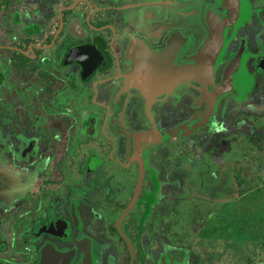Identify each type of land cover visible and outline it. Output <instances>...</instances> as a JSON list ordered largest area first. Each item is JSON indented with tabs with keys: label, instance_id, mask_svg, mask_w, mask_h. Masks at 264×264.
<instances>
[{
	"label": "flooded vegetation",
	"instance_id": "1",
	"mask_svg": "<svg viewBox=\"0 0 264 264\" xmlns=\"http://www.w3.org/2000/svg\"><path fill=\"white\" fill-rule=\"evenodd\" d=\"M246 141L264 0H0V264H211Z\"/></svg>",
	"mask_w": 264,
	"mask_h": 264
},
{
	"label": "rangeland",
	"instance_id": "2",
	"mask_svg": "<svg viewBox=\"0 0 264 264\" xmlns=\"http://www.w3.org/2000/svg\"><path fill=\"white\" fill-rule=\"evenodd\" d=\"M246 150H249L251 157L245 162L246 184L243 190L229 189L224 196L219 199L223 205L207 204L203 212L207 209L212 211L217 218L228 216L227 224L230 229L236 232L235 237L223 232H214L209 235L206 226L213 224V230L224 231V223L219 222H196V246L203 259L211 264H264V237L261 243L259 239L264 235V142L260 147L251 146L245 142ZM261 164L263 167L255 178L254 169ZM238 191V193H237ZM245 192L244 195H241ZM183 207L189 209V216L185 219L188 225L192 217L196 214L194 200L182 201ZM227 205V208L224 206ZM212 209V210H211ZM224 222V221H223ZM223 226H216L217 224ZM195 224V222H194ZM191 225V224H190ZM193 226V227H194ZM204 257H207L208 260Z\"/></svg>",
	"mask_w": 264,
	"mask_h": 264
},
{
	"label": "water",
	"instance_id": "3",
	"mask_svg": "<svg viewBox=\"0 0 264 264\" xmlns=\"http://www.w3.org/2000/svg\"><path fill=\"white\" fill-rule=\"evenodd\" d=\"M191 126H195V123H193L192 125L191 124H189V125L188 124H184L179 129L181 130L182 133H187V132H189L191 130L190 129Z\"/></svg>",
	"mask_w": 264,
	"mask_h": 264
},
{
	"label": "trees",
	"instance_id": "4",
	"mask_svg": "<svg viewBox=\"0 0 264 264\" xmlns=\"http://www.w3.org/2000/svg\"><path fill=\"white\" fill-rule=\"evenodd\" d=\"M264 237V235L263 236H261V238L259 239V241L262 243L263 242V238Z\"/></svg>",
	"mask_w": 264,
	"mask_h": 264
},
{
	"label": "clouds",
	"instance_id": "5",
	"mask_svg": "<svg viewBox=\"0 0 264 264\" xmlns=\"http://www.w3.org/2000/svg\"><path fill=\"white\" fill-rule=\"evenodd\" d=\"M221 130H223V129H222V127H221V128H217V129H216V131H221Z\"/></svg>",
	"mask_w": 264,
	"mask_h": 264
}]
</instances>
